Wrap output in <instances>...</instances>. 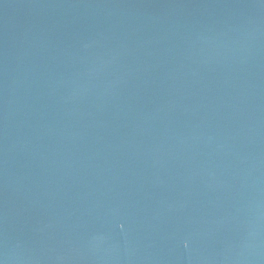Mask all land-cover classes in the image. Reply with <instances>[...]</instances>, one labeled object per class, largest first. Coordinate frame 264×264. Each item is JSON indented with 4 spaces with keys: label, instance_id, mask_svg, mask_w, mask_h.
Listing matches in <instances>:
<instances>
[{
    "label": "water",
    "instance_id": "1",
    "mask_svg": "<svg viewBox=\"0 0 264 264\" xmlns=\"http://www.w3.org/2000/svg\"><path fill=\"white\" fill-rule=\"evenodd\" d=\"M0 264H264V0H0Z\"/></svg>",
    "mask_w": 264,
    "mask_h": 264
}]
</instances>
